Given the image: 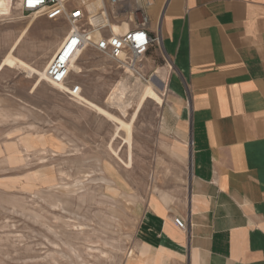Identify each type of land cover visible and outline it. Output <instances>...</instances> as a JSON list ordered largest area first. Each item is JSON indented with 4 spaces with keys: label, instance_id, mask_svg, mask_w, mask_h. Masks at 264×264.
<instances>
[{
    "label": "rangeland",
    "instance_id": "1",
    "mask_svg": "<svg viewBox=\"0 0 264 264\" xmlns=\"http://www.w3.org/2000/svg\"><path fill=\"white\" fill-rule=\"evenodd\" d=\"M137 7L119 13L107 4L116 32L142 19ZM101 8L90 0L92 24L105 21ZM69 31L63 19L0 0V264H125L139 253L141 205L188 197V132L174 114L160 46L142 76L87 48L67 82L53 84L46 68ZM119 81L131 86L125 113L108 98Z\"/></svg>",
    "mask_w": 264,
    "mask_h": 264
},
{
    "label": "crops",
    "instance_id": "2",
    "mask_svg": "<svg viewBox=\"0 0 264 264\" xmlns=\"http://www.w3.org/2000/svg\"><path fill=\"white\" fill-rule=\"evenodd\" d=\"M146 14L192 178L184 201L141 205L139 253L125 264H264V0H154Z\"/></svg>",
    "mask_w": 264,
    "mask_h": 264
},
{
    "label": "built area",
    "instance_id": "3",
    "mask_svg": "<svg viewBox=\"0 0 264 264\" xmlns=\"http://www.w3.org/2000/svg\"><path fill=\"white\" fill-rule=\"evenodd\" d=\"M133 1L141 4L135 9V15L140 12L142 19L131 29L119 33L112 27L110 19L116 16L110 14L109 9H100L101 13L108 12L106 22L92 24L86 0H20L24 13H37L50 20L63 19L70 25L69 33L46 68L49 81L67 82L72 63L80 59L87 48L107 55L123 69L129 67L135 73H141L146 55L153 46L161 44L159 24L151 28L150 18L146 14V10L153 5L154 0H107V4L114 6L120 13ZM127 55L131 56L129 62L124 59ZM174 222L182 229L187 227L186 221L181 217H175Z\"/></svg>",
    "mask_w": 264,
    "mask_h": 264
},
{
    "label": "bare ground",
    "instance_id": "4",
    "mask_svg": "<svg viewBox=\"0 0 264 264\" xmlns=\"http://www.w3.org/2000/svg\"><path fill=\"white\" fill-rule=\"evenodd\" d=\"M87 1V3H88V5H89V3H90V0H86ZM153 5H154V2H153ZM152 5V6H153ZM102 6H103V9L104 8H106L107 9V0H102ZM138 6H141V4L139 3L138 4ZM151 6V7H152ZM104 13H105V15H106V18H105V21L104 22H106V20H107V16H108V12L107 11H104ZM130 18H134V16L132 15V17L130 16ZM139 18H141L140 16H139ZM103 22V23H104ZM112 27H113V29H114V26H113V24H112ZM115 31V30H114ZM124 59H125V61L126 62H129L130 60H131V56H129V55H127V56H125L124 57ZM143 67V66H142ZM71 71H72V66H71ZM126 71H128L129 73H130V75H133V76H136V73L133 71V69H131V68H129V67H127V70ZM157 72H159L158 70L156 71V73ZM138 75H140V76H142V72L141 73H139ZM127 78V77H126ZM123 79V78H122ZM129 79V78H128ZM136 79H139L138 77L136 78ZM161 81H162V83H163V85H167V78H166V76H162L161 77ZM141 82V81H140ZM53 84H55V83H53ZM61 84H63V83H61ZM60 84V85H61ZM141 84H142V82H141ZM144 84V83H143ZM131 87V86H130ZM129 86H128V81H119L118 82V84L114 87V89H113V91H112V93H110V97H108V98H110V100H111V102H112V104L113 105H116V107H118V108H120L119 110H121L123 113H125L126 111H127V108L130 106V103L128 102V100H127V98H126V96L128 95V91H129V88H130ZM137 87H139V85H137ZM166 87V86H165ZM146 88V87H145ZM144 88V89H145ZM134 89V88H133ZM133 89H131V91H133ZM135 90V89H134ZM146 90V89H145ZM145 90H143V91H145ZM140 92V91H139ZM140 95H141V93H140ZM144 96V95H143ZM138 100H140V99H138ZM110 102V103H111ZM176 149V148H175ZM175 151V150H174ZM78 186H76V188H77ZM68 190V192H72V191H76L77 189H70V188H68L67 189Z\"/></svg>",
    "mask_w": 264,
    "mask_h": 264
}]
</instances>
